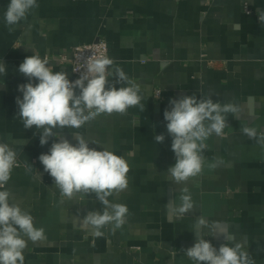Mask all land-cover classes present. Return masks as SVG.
I'll return each instance as SVG.
<instances>
[{"label": "crops", "instance_id": "0c3cea01", "mask_svg": "<svg viewBox=\"0 0 264 264\" xmlns=\"http://www.w3.org/2000/svg\"><path fill=\"white\" fill-rule=\"evenodd\" d=\"M9 2L0 0V62L7 68L0 74V142L16 150L20 166L6 187L45 229V239L29 242L24 264H195L184 249L195 243L199 217L208 221L203 232L214 247L224 242L219 233L226 229L254 264H264V146L241 131L264 130V24L258 20L264 0H37L39 7L13 31L4 20ZM101 38L113 67L140 86L144 110L131 107L63 129L71 143L78 132L99 143L90 147L129 162L128 188L109 197L127 206L125 223L97 237L81 220L103 206L95 194L61 197L38 159L52 139L41 146L42 130L24 128L16 98H22L18 86L28 83L18 72L26 57L47 58L53 71L64 70L74 81L73 47ZM192 94L233 102L241 111L238 118L228 114L222 135L206 141L203 171L178 185L167 174L175 155L163 114L170 99ZM160 134L165 140L158 144ZM217 160L219 166H208ZM26 162L33 165L30 173ZM185 187L194 206L181 214Z\"/></svg>", "mask_w": 264, "mask_h": 264}, {"label": "clouds", "instance_id": "9594fccd", "mask_svg": "<svg viewBox=\"0 0 264 264\" xmlns=\"http://www.w3.org/2000/svg\"><path fill=\"white\" fill-rule=\"evenodd\" d=\"M39 7L37 0H10L4 13L9 31L27 18L30 11ZM258 20L264 24V10H259ZM6 66L0 62V74L6 73ZM18 72L28 83L18 86L22 98H16L18 116L25 129L42 130L39 135L41 146L52 139L47 153L39 155L44 172L52 178L55 188L62 198L72 200L95 194L102 210L87 212L81 220V227L91 229L97 237L102 229L113 225L118 229L125 223L128 208L121 203H112L109 197L128 188L130 166L128 160L103 147L97 150L78 132L71 143L62 133L63 129H80L96 117L113 113L123 114L131 107L144 110L141 103L140 86L131 80L120 67H113L108 57L89 59L81 69L74 72L79 77L72 81L64 70L53 71L47 58L33 54L19 65ZM113 78L110 82L109 78ZM126 84L127 86L116 87ZM78 90V91H77ZM240 106L233 102H220L211 96L182 95L169 101L164 111L168 135L172 138L171 150L175 164L167 170L168 177L176 184L186 183L197 177L204 168V151L209 137L222 135L228 125V114L238 118ZM59 129L60 131H54ZM242 134L257 140L264 146V130L245 126ZM158 144L164 142V134L155 135ZM128 156L134 153H128ZM220 161L210 163V168L219 166ZM17 152L8 143L0 142V264H24V251L29 242L45 239V229L37 227L29 211L13 202L12 194L6 185L12 171L19 167ZM32 164L25 163L27 172ZM39 175V174H38ZM40 178V175H39ZM177 210L183 214L194 206L191 194L185 187ZM208 221L199 217L196 220L195 243L184 249L185 255L195 264H254L249 252L234 235L220 229L224 242L217 248L205 239L203 229ZM213 229L217 227L214 223ZM212 236H216L213 232Z\"/></svg>", "mask_w": 264, "mask_h": 264}, {"label": "built area", "instance_id": "2783aa9c", "mask_svg": "<svg viewBox=\"0 0 264 264\" xmlns=\"http://www.w3.org/2000/svg\"><path fill=\"white\" fill-rule=\"evenodd\" d=\"M246 10L249 11L246 5ZM109 49L108 43L105 39L101 38L91 43L77 44L73 47L71 61V68L75 78L79 77L78 72H74L76 69H81L83 65L89 59H95L99 57H108ZM157 95H160V90L156 91Z\"/></svg>", "mask_w": 264, "mask_h": 264}]
</instances>
